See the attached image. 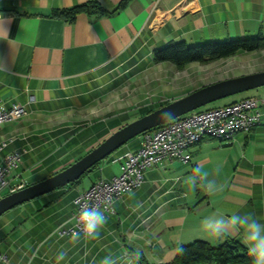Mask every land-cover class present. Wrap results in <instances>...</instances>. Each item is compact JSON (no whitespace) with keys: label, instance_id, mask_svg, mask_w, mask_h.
Segmentation results:
<instances>
[{"label":"crops","instance_id":"crops-1","mask_svg":"<svg viewBox=\"0 0 264 264\" xmlns=\"http://www.w3.org/2000/svg\"><path fill=\"white\" fill-rule=\"evenodd\" d=\"M91 1L111 12L124 0L0 2V102L21 103L29 111L23 121L0 126V142L15 137L1 155L29 149L19 170L22 177L71 161L85 141L80 134L66 140V127L56 128V121L91 107L113 71L159 66L153 52L175 42L198 46L264 36V0H131L101 18L80 14L69 23L50 16L55 9ZM255 53L236 57L247 60ZM250 97L264 98V92L241 99ZM261 114L257 127L232 142L206 137L186 151L189 162L165 161L148 169L144 183L115 201L114 214H105L107 222L95 238L82 235L73 242L71 235L59 234L75 226V200L85 191L79 185L13 209L0 218V254L9 264H101L107 256L116 264H133V253H142L150 264H172L179 247L198 240L217 245L228 236L242 242L234 230L208 234L202 221L235 212L264 222V106ZM142 144L143 135L116 151L90 187L120 175L124 156ZM194 176L193 187L188 180ZM210 181L220 190L210 192ZM61 251L65 258L57 262Z\"/></svg>","mask_w":264,"mask_h":264},{"label":"built area","instance_id":"built-area-1","mask_svg":"<svg viewBox=\"0 0 264 264\" xmlns=\"http://www.w3.org/2000/svg\"><path fill=\"white\" fill-rule=\"evenodd\" d=\"M262 106L264 98H245L225 106L195 111L146 132L141 148L124 156L120 175L111 180H98L76 198L75 218L79 209L85 206H97L104 209L105 214H114L115 201L139 188L148 169L165 161L189 162L191 158L186 151L206 137L232 142L239 133H248L261 123ZM28 115V109L21 103L8 106L0 102V126L19 123ZM14 140L11 136L0 142V198L25 187L19 170L29 149L1 155ZM75 228L76 219L73 228L59 234L71 235ZM0 259L9 264L7 256L0 254Z\"/></svg>","mask_w":264,"mask_h":264},{"label":"rangeland","instance_id":"rangeland-1","mask_svg":"<svg viewBox=\"0 0 264 264\" xmlns=\"http://www.w3.org/2000/svg\"><path fill=\"white\" fill-rule=\"evenodd\" d=\"M260 70H264V50L249 55L247 60L244 56H235L208 65L191 64L184 70H178L171 63H164L151 67L146 72L113 71L109 75L110 80L105 82L106 86L102 87L101 97H97V101L91 107L85 110H77L56 121V128L66 127L63 129L66 130V140L70 139L71 141L73 135L80 134V138L83 137V141H85L83 146H79L75 150V155L73 153L68 164L75 162L80 156L86 155L99 142L113 134L118 127H123L126 122L133 120L140 114L159 108L161 104H169L170 98L177 94L186 93L188 95L217 81L237 77L239 74L259 72ZM116 77L118 78L114 80ZM262 92H264V87L224 98L197 111L225 106L246 95H257ZM143 116L145 115L134 120ZM97 132L100 134L96 135ZM108 159L94 167L76 186L79 185L81 189L85 190L89 189L90 181L95 180L100 175V167L107 165ZM68 164L53 169L39 168L28 172L23 177L25 187L30 183L44 180L46 176L61 170ZM6 195L8 194L4 196Z\"/></svg>","mask_w":264,"mask_h":264},{"label":"water","instance_id":"water-1","mask_svg":"<svg viewBox=\"0 0 264 264\" xmlns=\"http://www.w3.org/2000/svg\"><path fill=\"white\" fill-rule=\"evenodd\" d=\"M264 87V70L217 81L121 127L65 169L0 198V218L13 209L79 181L135 138L211 103Z\"/></svg>","mask_w":264,"mask_h":264},{"label":"trees","instance_id":"trees-1","mask_svg":"<svg viewBox=\"0 0 264 264\" xmlns=\"http://www.w3.org/2000/svg\"><path fill=\"white\" fill-rule=\"evenodd\" d=\"M130 1L131 0L122 1L121 4L111 12L106 10L101 5V3L97 1H91L70 9H55L52 11L50 16L52 18L64 20L69 23H74L80 14H87L93 19L101 18L103 16H109L119 12L120 10L124 9ZM262 50H264L263 35L255 38L203 43L198 46H189L186 42L180 41L156 49L153 52V61L155 64L171 63L175 65L178 70H184L191 64L208 65L223 59L235 57L240 53H252ZM165 105L167 104H161L160 107H163ZM156 109L158 108L147 111L142 115L149 114ZM134 119L126 122L124 125L134 121ZM121 127H118L117 130ZM109 136H107L106 138H108ZM105 139H103L101 142H103ZM101 142H99L93 148L97 147ZM81 157L82 156H80V158ZM100 164H98L97 166H99ZM66 167H63L61 170L65 169ZM91 171L92 169L87 172L79 181L69 186L80 183ZM57 172L51 173L45 178ZM34 183L35 182L30 183L29 185ZM223 238L224 239L217 245H214L207 241L198 240L179 247L175 260L172 264H254L253 258L249 256L247 252V247L244 246L240 239L231 238L228 236H225ZM132 260L133 264H150L147 262L142 253H133Z\"/></svg>","mask_w":264,"mask_h":264},{"label":"clouds","instance_id":"clouds-1","mask_svg":"<svg viewBox=\"0 0 264 264\" xmlns=\"http://www.w3.org/2000/svg\"><path fill=\"white\" fill-rule=\"evenodd\" d=\"M190 186H195V176L188 180ZM214 181L207 184L210 192L220 190ZM76 228L71 232L70 239L78 242L82 235L95 238L107 222L105 210L97 206H85L79 209L76 216ZM203 230L213 236H221L229 231L241 233L242 242L247 252L254 260V264H264V222L252 215L233 213L230 216L223 214L206 217L202 221ZM66 252L61 251L56 257L57 262L63 261ZM101 264H116L111 257H105Z\"/></svg>","mask_w":264,"mask_h":264}]
</instances>
